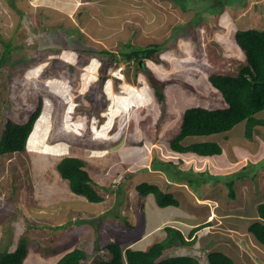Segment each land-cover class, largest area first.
I'll return each mask as SVG.
<instances>
[{
	"label": "rangeland",
	"instance_id": "374dc122",
	"mask_svg": "<svg viewBox=\"0 0 264 264\" xmlns=\"http://www.w3.org/2000/svg\"><path fill=\"white\" fill-rule=\"evenodd\" d=\"M249 28L264 31V0H0V59L12 45L0 64V135L42 101L26 150L0 156V251L22 240L23 264H55L81 248L92 264L112 242L147 250L172 220L185 237L209 226L168 256L203 261L221 250L237 264H264V246L248 233L264 203V128L254 140L241 123L181 142L219 143L223 153L208 159L170 146L187 109L226 107L208 77L247 60L235 34ZM151 44L157 62L123 61ZM66 156L85 162L102 202L70 190L56 168ZM141 182L175 190L180 206H157L137 191Z\"/></svg>",
	"mask_w": 264,
	"mask_h": 264
},
{
	"label": "trees",
	"instance_id": "16d2710c",
	"mask_svg": "<svg viewBox=\"0 0 264 264\" xmlns=\"http://www.w3.org/2000/svg\"><path fill=\"white\" fill-rule=\"evenodd\" d=\"M235 41L238 47L246 53L247 60L245 62L237 60V71L234 74H211L208 77L212 87L224 96L226 107L212 109L199 106L187 109L183 116L180 134L170 145L174 152L191 153L204 158L221 155L223 148L214 141L189 145H182L181 142L186 137H208L229 133L241 123H245L244 133L248 140H254V137L256 139L262 133L264 119L257 117V114L264 111V31L257 28L237 30ZM11 48L12 45L9 42L2 53L0 64L6 61ZM159 52L158 47L151 44L144 49L123 52L121 56L124 62L135 61L136 68L140 69L139 61L157 62L155 57ZM119 61L117 60L115 64H119ZM156 95L163 103L165 96L157 91ZM41 112L42 101L39 100L36 112L31 114L24 123H17L13 120L5 122L0 135V156L16 152L22 153L26 150L28 139L35 129ZM225 140L227 139L225 138ZM56 168L60 176L68 181L73 193L92 203L103 201V197L99 194L94 180L85 169V162L82 159L66 156L57 163ZM256 176L253 177L256 178ZM250 181L252 182V179ZM227 185L229 187L227 196L235 199L237 195L233 190L234 182L231 181ZM136 189L141 195H153L156 205L161 208L180 206L176 196L168 190L162 189L158 184L141 182L136 186ZM257 216L259 218L249 225L248 233L264 246V203L257 206ZM207 226L209 225L194 227L187 237L181 229L166 226L164 228L165 239L152 244L147 250L131 247L124 249L122 244L112 242L104 249H95L92 264H237L234 259L221 250L207 253L203 261L188 254L168 256L169 252L177 248L185 249L187 246L195 244L196 234ZM211 242L208 245L212 244ZM104 250H106L104 253L106 256L102 257L98 253L104 252ZM27 256V243L21 240L13 251L8 249L0 251V264H23ZM90 256L91 253L84 249L75 248L67 252L55 264H85Z\"/></svg>",
	"mask_w": 264,
	"mask_h": 264
},
{
	"label": "crops",
	"instance_id": "0c3cea01",
	"mask_svg": "<svg viewBox=\"0 0 264 264\" xmlns=\"http://www.w3.org/2000/svg\"><path fill=\"white\" fill-rule=\"evenodd\" d=\"M262 114H264V111H262V112H260L259 114H257V117H260ZM261 118V117H260ZM258 137V136H257ZM257 139V138H256ZM204 159H206V158H204ZM208 159V158H207ZM244 160H246V158H243V161ZM177 186V185H176ZM169 191V190H168ZM170 192V191H169ZM171 193H175V190H173ZM175 195V194H174ZM172 221V220H171ZM171 221H165V222H163L161 225H159L156 229H158V230H161L163 227H165V225L166 226H174V225H170L171 223ZM168 224V225H167ZM194 227H192V229H193ZM148 234H151V233H148ZM137 249V248H136Z\"/></svg>",
	"mask_w": 264,
	"mask_h": 264
},
{
	"label": "water",
	"instance_id": "95a60500",
	"mask_svg": "<svg viewBox=\"0 0 264 264\" xmlns=\"http://www.w3.org/2000/svg\"><path fill=\"white\" fill-rule=\"evenodd\" d=\"M141 62H142V61L139 62V65H140V66H141Z\"/></svg>",
	"mask_w": 264,
	"mask_h": 264
},
{
	"label": "bare ground",
	"instance_id": "6f19581e",
	"mask_svg": "<svg viewBox=\"0 0 264 264\" xmlns=\"http://www.w3.org/2000/svg\"><path fill=\"white\" fill-rule=\"evenodd\" d=\"M144 244V243H143ZM135 248V247H134Z\"/></svg>",
	"mask_w": 264,
	"mask_h": 264
}]
</instances>
